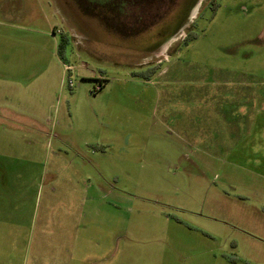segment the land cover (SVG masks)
I'll return each mask as SVG.
<instances>
[{
	"label": "rangeland",
	"instance_id": "1",
	"mask_svg": "<svg viewBox=\"0 0 264 264\" xmlns=\"http://www.w3.org/2000/svg\"><path fill=\"white\" fill-rule=\"evenodd\" d=\"M72 204L83 264H264V0H0V264Z\"/></svg>",
	"mask_w": 264,
	"mask_h": 264
},
{
	"label": "crops",
	"instance_id": "2",
	"mask_svg": "<svg viewBox=\"0 0 264 264\" xmlns=\"http://www.w3.org/2000/svg\"><path fill=\"white\" fill-rule=\"evenodd\" d=\"M102 157H105V155ZM87 162H89V161H87ZM77 164H79L78 169H81L83 167V165L81 163H77ZM91 198H92L91 196H87V201L89 204H91L93 201H95V199L91 200ZM78 200L83 201L81 199V197H79ZM86 202H84V203H86ZM47 205H49V203L45 204L44 213H46V216L48 217V219H50V217L48 216L49 212L45 211V210H50L52 207H48ZM59 205L60 204H57L56 207H54V208L55 209L63 208V207H59ZM64 208L67 209L66 215H70V216L68 218H65L62 221H61V219H59L56 223H54L51 220H48V227L51 231L52 230L54 231L57 228H60V227L63 228V226H65L64 227L65 232H67V233L71 232V235L68 237V239L65 242L67 248L64 249L63 251L61 250L59 252H58V250L52 251V250L45 249V248H48V247H46V245H47L46 239H48L49 237L44 235L46 228L42 227V225L38 223L37 234L34 235L33 243H31V245L29 247V251L26 253V256H28L30 258V264H46L47 260L49 258L53 259L56 257L59 259L61 257L62 258L61 262H63V264L64 263L65 264H83V262H87V259L90 257L89 255H86L83 257V254H82V256L81 255L79 256V254H77L74 251L75 245L78 243L79 238L81 237L80 236V234H81L80 229L83 228L82 218H83V215H85V214L81 211L82 204H78L77 208H76V204H72L71 206H67ZM73 215H75V216H73ZM39 218H42V217H39ZM14 222L16 225H19L18 222H16V221H14ZM70 238H71V240H70ZM80 240L82 241V239H80ZM59 241H61V238H59ZM72 241H75V242L77 241V242L75 244H72ZM48 251H51L52 253H48ZM78 252L81 253L80 251H78ZM67 257H68V259H67ZM69 259H71V260H69Z\"/></svg>",
	"mask_w": 264,
	"mask_h": 264
},
{
	"label": "trees",
	"instance_id": "3",
	"mask_svg": "<svg viewBox=\"0 0 264 264\" xmlns=\"http://www.w3.org/2000/svg\"><path fill=\"white\" fill-rule=\"evenodd\" d=\"M189 37H190V34H187L186 37L184 38V40H186Z\"/></svg>",
	"mask_w": 264,
	"mask_h": 264
}]
</instances>
